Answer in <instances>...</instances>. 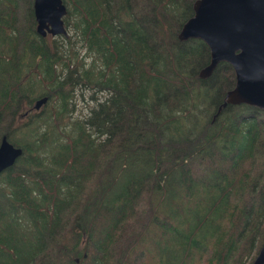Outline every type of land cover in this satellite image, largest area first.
I'll return each mask as SVG.
<instances>
[{"label": "trees", "instance_id": "trees-1", "mask_svg": "<svg viewBox=\"0 0 264 264\" xmlns=\"http://www.w3.org/2000/svg\"><path fill=\"white\" fill-rule=\"evenodd\" d=\"M25 1L21 21L19 0H0V110L37 93L53 103L12 129L28 138L13 140L23 152L0 174V264H242L244 256L251 264L264 239V115L223 103L234 78L228 63L197 77L208 59L201 40L167 41L164 21L172 17L176 30L191 9L154 14L160 0H62L98 62L79 78L106 91L91 98L85 118L70 119L76 87L53 72L67 63L30 34ZM21 71L32 72L24 90L12 80Z\"/></svg>", "mask_w": 264, "mask_h": 264}, {"label": "water", "instance_id": "water-1", "mask_svg": "<svg viewBox=\"0 0 264 264\" xmlns=\"http://www.w3.org/2000/svg\"><path fill=\"white\" fill-rule=\"evenodd\" d=\"M31 7L36 32L64 33L61 18L66 9L62 0H31ZM177 37H199L208 46L210 61L200 69V77L208 76L220 61L230 64L234 84L225 91L223 103L264 109V0H194L192 15L181 25ZM45 100H37L34 107ZM20 152L2 136L0 171ZM251 264H264V239Z\"/></svg>", "mask_w": 264, "mask_h": 264}, {"label": "rangeland", "instance_id": "rangeland-1", "mask_svg": "<svg viewBox=\"0 0 264 264\" xmlns=\"http://www.w3.org/2000/svg\"><path fill=\"white\" fill-rule=\"evenodd\" d=\"M191 1L192 0H160L158 6L155 9L154 14H177V15H179L178 14L179 11H182V13H183L184 10L190 9ZM18 5H19V7L17 9V14L19 16V19L21 21H23L24 20V12L27 11L28 1H27V3H26V1L23 3V0H19ZM151 5H152V1H150L145 6H143V11H144L143 14H146V13L151 14V12L148 11L150 9ZM173 21L174 20L172 17H169V18H167L166 21H164V24L166 26L164 31H167L169 26H171L172 32L175 30V25H174ZM30 22L31 21H29V16H28L25 23H23L22 25L17 24V27L20 30H22V32H24L26 30V28L29 26ZM63 22L68 23V24H66V32L67 33L65 36H63V35L62 36H60V35H55V36H51V35L45 36L44 35L43 36L39 32H36L35 27H34V22L32 24L33 27H31L33 32L30 34H33L34 36L37 35L36 36L37 38L39 37V35H41L45 40V44H46V42L49 43V45H50L49 51L53 53L55 59L61 58L64 62H66L67 60L73 61V59L75 57H79L80 61H84L88 64L86 68L76 67L73 64V62L67 64V66L57 65L56 67L55 66L53 67L54 74L58 73L59 70L60 71L62 70V72H66L68 74V79L73 84V86L76 87V91H75L76 93H75L74 98H73V103L70 106V110L72 112V108L76 104L77 111L82 113L86 108L91 106L89 99H91V98H97V99L103 98L106 95V91L103 89L97 91L96 88L86 89L84 87L85 86L84 84H86V83H85V81L81 82V80L79 78V73L82 70L88 69L89 66H91L92 68L96 67L98 65V62L95 60H92V57H94V56L90 52L85 50L84 43L81 42L82 46L80 48H79L80 43H78V42L74 43L75 39L79 38L81 41V38L74 34L73 24H75V19H74L73 14L64 16ZM145 25L148 27H151V28L153 27L152 22L151 23H145ZM176 31H177V28L173 32V34H172V32H169L170 36L168 37L167 41L173 42L175 44L178 43L179 45H181L182 43H179V41L176 38V33H177ZM64 37H65L64 42H65V40L68 39L69 43L67 45H64V46H62V44L60 46H58V44H59L58 40L62 39ZM55 44L57 46H55ZM10 54L13 55L14 54L13 51H10ZM3 60L5 61V59H3ZM31 71H35V70L33 69ZM16 74H18L17 77L12 78V80L14 81V79H16L17 81H22L23 85L21 88L24 90V86H25L26 82L30 79V77H32V73L21 71L20 73H16ZM219 74H221L222 77L227 76L226 72H219ZM215 80L216 79H214L213 82ZM9 82H11V81H9ZM13 88H14V86H13ZM80 89L84 90L82 94L80 93ZM49 90L52 92L51 89H49ZM225 90L226 89H223L220 93L222 94ZM41 95L42 94L37 93L33 96V98L40 97ZM80 96H82V100L80 99ZM25 100H26V98H25ZM6 101H5L4 105L8 109L7 113L4 114L0 110V136L2 134L6 133L7 140L10 141V143L11 142L13 143L14 142L13 140H16V139H19L20 140L19 142L26 140L28 137H27V134L25 131H22L21 134H19L18 132H14V133L12 132V129L16 130L17 124H21V123L25 122L28 119V117L31 115V112H29L24 118H21V119L18 118V115L26 109V106L24 104V98L23 97L20 98L16 107H14L13 104L6 103ZM52 103H53L52 100H49L47 107H49ZM18 107H19V110H17ZM204 107L206 108L205 102H204ZM9 110H10V112H12V117H10V115H9ZM260 110L262 111V114L264 115V110H262V109H260ZM72 118H77V117L71 115L70 119H72ZM13 170H16V168H14ZM0 181H1V178H0ZM141 210L142 209H139V211H141ZM65 222L66 221H63L62 223L65 224ZM129 227H130V229L135 230L134 233L138 234V236L143 235V232L141 231L142 228L140 227L139 224H137L135 222V220L130 221ZM126 235H127V233L124 231V234L122 237H124ZM132 235H133V233H132ZM85 240L93 242L95 239L93 237H90V238H86ZM62 241H63L64 245H67L68 243L70 244L72 242V237H71L70 233L66 232L65 229H63ZM252 252H250V253H252ZM140 258H141V256H140ZM135 260H137V257H135ZM135 260H134V262H135ZM241 260H242V264H249L251 258L244 256L243 259L241 258ZM138 262H140L139 258H138ZM66 263L68 264L67 261H66ZM56 264H62V263L59 262Z\"/></svg>", "mask_w": 264, "mask_h": 264}, {"label": "flooded vegetation", "instance_id": "flooded-vegetation-1", "mask_svg": "<svg viewBox=\"0 0 264 264\" xmlns=\"http://www.w3.org/2000/svg\"><path fill=\"white\" fill-rule=\"evenodd\" d=\"M193 1H194V0L191 1L190 9L192 8V2H193Z\"/></svg>", "mask_w": 264, "mask_h": 264}]
</instances>
